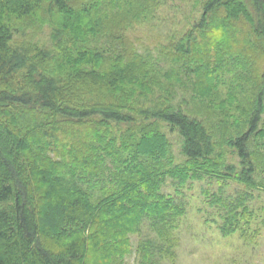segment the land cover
Masks as SVG:
<instances>
[{"label": "trees", "instance_id": "obj_1", "mask_svg": "<svg viewBox=\"0 0 264 264\" xmlns=\"http://www.w3.org/2000/svg\"><path fill=\"white\" fill-rule=\"evenodd\" d=\"M156 7L0 0V264H116L147 221L168 251L181 217L161 193L169 174L264 192V0H203L157 51L174 69L125 33ZM160 123L180 137L185 168ZM238 204L224 235L253 212Z\"/></svg>", "mask_w": 264, "mask_h": 264}, {"label": "rangeland", "instance_id": "obj_2", "mask_svg": "<svg viewBox=\"0 0 264 264\" xmlns=\"http://www.w3.org/2000/svg\"><path fill=\"white\" fill-rule=\"evenodd\" d=\"M156 1L157 7L152 10L149 18L128 22L125 33L135 42L140 52L157 56L159 67L162 64L165 69H174L164 58L165 51L159 55L157 51L164 48L163 44L169 36L183 34L199 20L203 0ZM97 15L96 18H99L102 13ZM40 29L45 30H41L35 40L39 44L48 45L45 42L49 30L46 27ZM219 73L225 75V70ZM182 80L186 85L191 82L187 78ZM178 87L190 90L182 85ZM21 124L26 122L22 119L18 125ZM160 130L165 132L172 143L174 165L185 168L186 159L180 152V137L164 123H160ZM262 173L257 177L264 178V171ZM176 175H167L161 187V193L173 197L181 213L172 230L177 240L174 247L168 248V251L153 247V243L158 241V229L152 230L149 221L144 219L147 225L144 222L139 231L130 236V252L116 264H264V192L245 188L236 182L223 183L216 179L201 178V174L192 171L186 179H178ZM233 203H239L240 210L249 206L253 212L248 208L250 215L246 216V221L242 222L244 224L234 233L224 235L220 228L221 216ZM39 222L47 225L42 220ZM241 232L245 235L241 236ZM144 237L148 243L143 244L136 253L137 243Z\"/></svg>", "mask_w": 264, "mask_h": 264}]
</instances>
